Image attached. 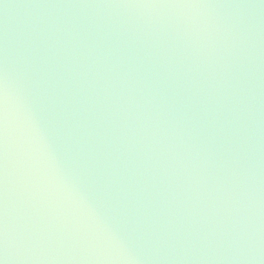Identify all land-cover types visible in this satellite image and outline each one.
Returning a JSON list of instances; mask_svg holds the SVG:
<instances>
[{
	"label": "water",
	"instance_id": "water-1",
	"mask_svg": "<svg viewBox=\"0 0 264 264\" xmlns=\"http://www.w3.org/2000/svg\"><path fill=\"white\" fill-rule=\"evenodd\" d=\"M3 264H264V0H0Z\"/></svg>",
	"mask_w": 264,
	"mask_h": 264
},
{
	"label": "snow or ice",
	"instance_id": "snow-or-ice-1",
	"mask_svg": "<svg viewBox=\"0 0 264 264\" xmlns=\"http://www.w3.org/2000/svg\"><path fill=\"white\" fill-rule=\"evenodd\" d=\"M0 264H3V260L2 259H0Z\"/></svg>",
	"mask_w": 264,
	"mask_h": 264
}]
</instances>
